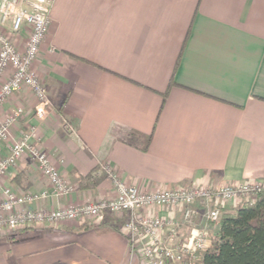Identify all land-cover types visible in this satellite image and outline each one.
Masks as SVG:
<instances>
[{
    "label": "crops",
    "instance_id": "0c3cea01",
    "mask_svg": "<svg viewBox=\"0 0 264 264\" xmlns=\"http://www.w3.org/2000/svg\"><path fill=\"white\" fill-rule=\"evenodd\" d=\"M51 1L32 64L49 98L46 114L34 115L28 87L9 95L0 121L15 107L23 112L0 142V158L32 126V143L73 190L56 194L26 152L7 169L0 197L4 187L46 192L26 203L44 209L114 197L102 163L147 191L245 180L264 186V0ZM10 37L24 48L26 31ZM131 130L151 133L145 151L124 141ZM240 204L227 201L221 214ZM193 206L212 237L217 225ZM153 213L181 217L179 208ZM123 216L0 230V264H140L120 228ZM189 234L183 224L175 239Z\"/></svg>",
    "mask_w": 264,
    "mask_h": 264
},
{
    "label": "built area",
    "instance_id": "2783aa9c",
    "mask_svg": "<svg viewBox=\"0 0 264 264\" xmlns=\"http://www.w3.org/2000/svg\"><path fill=\"white\" fill-rule=\"evenodd\" d=\"M51 0H0V106L12 93L28 87L36 100L34 115L42 118L46 114L49 98L43 82L32 70L40 46L47 34L50 22ZM26 31L27 39L20 49L10 34ZM23 112L21 107L13 108L0 121V142L9 133V126ZM68 133H74L72 123L64 121ZM35 128L24 130L20 137L10 144L8 153L0 158V182L7 169L14 165L26 152L35 161L43 176L59 195L73 190L52 163L49 153L33 144ZM116 189V195L77 205L56 208H31L27 202L43 198L46 192L37 194L16 193L10 187L2 189L0 197V230L20 229L27 226H44L57 221L88 219L102 220L107 214H123L119 223L125 234L131 254H137L140 264H201L199 254L210 244L208 229L197 222L193 204L204 208V220L217 225L222 206L230 200L253 203L263 184L245 180L220 186L191 184L160 190L147 191L122 181L107 163L100 164ZM170 211L181 210V217L153 213L155 208ZM187 224L190 234L182 240L175 239L178 228ZM168 231L163 239L161 232Z\"/></svg>",
    "mask_w": 264,
    "mask_h": 264
},
{
    "label": "trees",
    "instance_id": "16d2710c",
    "mask_svg": "<svg viewBox=\"0 0 264 264\" xmlns=\"http://www.w3.org/2000/svg\"><path fill=\"white\" fill-rule=\"evenodd\" d=\"M151 133L131 130L124 141L145 151ZM201 264H264V186L253 203H243L232 213H222L216 233L200 254Z\"/></svg>",
    "mask_w": 264,
    "mask_h": 264
},
{
    "label": "rangeland",
    "instance_id": "374dc122",
    "mask_svg": "<svg viewBox=\"0 0 264 264\" xmlns=\"http://www.w3.org/2000/svg\"><path fill=\"white\" fill-rule=\"evenodd\" d=\"M212 238V237H211Z\"/></svg>",
    "mask_w": 264,
    "mask_h": 264
}]
</instances>
